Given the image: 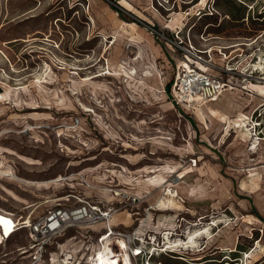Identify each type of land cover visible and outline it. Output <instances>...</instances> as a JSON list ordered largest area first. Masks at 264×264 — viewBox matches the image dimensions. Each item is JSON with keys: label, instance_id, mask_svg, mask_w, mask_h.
Here are the masks:
<instances>
[{"label": "rangeland", "instance_id": "obj_1", "mask_svg": "<svg viewBox=\"0 0 264 264\" xmlns=\"http://www.w3.org/2000/svg\"><path fill=\"white\" fill-rule=\"evenodd\" d=\"M185 50L229 87L189 109L197 116L164 90ZM263 78L264 0H0L3 230L4 215L32 219L97 194L102 206L115 189L102 264L116 233L143 249L132 264H264ZM162 194L169 207L157 210ZM107 223L56 231L43 264L65 253L85 264ZM201 229L210 238L189 250H161L166 233ZM26 245L25 229L13 232L0 264H27Z\"/></svg>", "mask_w": 264, "mask_h": 264}, {"label": "built area", "instance_id": "obj_2", "mask_svg": "<svg viewBox=\"0 0 264 264\" xmlns=\"http://www.w3.org/2000/svg\"><path fill=\"white\" fill-rule=\"evenodd\" d=\"M175 37L177 38V36ZM162 38L168 43L179 47L176 41L177 44H174L172 38L164 36H162ZM205 60L206 59L202 55H196L190 50H185L182 54V59L175 64V72L168 92L169 101L171 103L178 104L182 107L184 105L189 106L193 103L210 99L222 88V84L224 83L217 75L198 67L200 64L203 65L202 63H205ZM77 122L78 121L74 119V124H77ZM190 163L194 165L195 161L191 159ZM111 193L114 197H118V199H116L114 203L111 201L102 206L101 198L79 199L77 201L78 203L65 207L59 206L50 208L44 214L32 219L20 214L14 219H11V217L2 214L9 220V224L7 230L4 231L0 223V243L13 232L24 228L27 236V245L19 249L18 252L26 253V258H28L27 264H43L46 263L47 260L50 261L49 256L45 257V254L47 251L46 249L52 245L50 243L51 235L65 226L73 225L74 223L93 224L103 220L108 222L105 226L106 231L103 235L112 234L109 219L114 212L119 210L121 206L120 197H123V193L115 189H111ZM116 235L121 239H125V235L121 233H116ZM92 237L94 236L89 235L90 240ZM101 237L100 233L94 241L100 249ZM57 246L58 245L55 244L54 248H57ZM22 249L25 251L21 252L20 250ZM127 250L130 258H135L143 253V249L139 246H128V243ZM161 250H164V246H162ZM151 253L152 252L147 251V257H150ZM95 255L96 254H94V257Z\"/></svg>", "mask_w": 264, "mask_h": 264}, {"label": "bare ground", "instance_id": "obj_3", "mask_svg": "<svg viewBox=\"0 0 264 264\" xmlns=\"http://www.w3.org/2000/svg\"><path fill=\"white\" fill-rule=\"evenodd\" d=\"M183 65V64H182ZM184 66V65H183ZM129 70H132V69H129ZM134 71V70H133ZM134 73L136 74V71H134ZM126 77H131V73H129L128 71H125V74H124ZM152 76V74H151V72H147L146 74H145V76ZM263 80H264V78H263ZM142 83V82H141ZM145 83V82H144ZM224 85L225 84H222V88H220V90L218 91V93L216 94V95H214L213 97H211L210 99H207V100H205V101H200V102H197V103H193L192 105H189V106H183V108H185V110H187V111H189V109L190 110H193L194 108H196V107H199V109L200 108H202V107H200V106H203V104L204 103H206V102H216L217 101V97L221 94V91H228V85H227V88L225 89V90H222L223 88H224ZM260 90H263V89H260ZM264 100V99H263ZM215 104V103H214ZM207 105H209V104H207ZM206 105V106H207ZM218 105V104H217ZM210 106V105H209ZM209 106H207V107H209ZM220 106H222V105H220ZM226 106H227V104H226ZM206 107V108H207ZM205 108V107H204ZM203 108V110H205ZM214 108V107H213ZM223 108L224 109H228V108H226V107H224L223 106ZM208 109V108H207ZM202 110V111H203ZM209 110V109H208ZM214 110V109H213ZM222 111V110H221ZM190 112V111H189ZM205 111H203V113H204ZM214 112V111H213ZM194 114H196L195 116H197L198 114H200V113H198V111L195 113V112H193ZM202 113V114H203ZM201 115H199L198 116V119H199V117H200ZM212 115L210 114V112L208 113H205V115H203V117L201 116V118H200V120L201 119H203V118H205V121H206V119L207 118H210ZM202 121V120H201ZM242 135V134H241ZM243 136H244V134H243ZM240 139V138H239ZM251 143V151H255L256 150V146L258 145V140L257 139H254V140H252L251 139V141H250ZM250 146V145H249ZM21 181V180H20ZM22 182V181H21ZM169 185H173V184H169ZM167 188H164V190H166ZM165 196H162L157 202H156V204H155V206H156V209L157 210H162V209H164L165 207H169V201L166 199V198H164ZM5 214V213H4ZM11 215V214H10ZM114 215V213L111 215V216H113ZM110 216V217H111ZM97 223V222H96ZM101 223V222H100ZM104 223V222H103ZM8 224H9V221H7V226L5 227V229L7 230V228H8ZM94 225V224H93ZM97 225V224H96ZM91 226V225H90ZM194 231V230H193ZM168 233H166V235H164V237H163V242H164V250H166V249H173V247L174 246H179V248H186V249H188L189 250V248L190 247H193V244H194V242H195V239L196 238H210L209 237V235H208V232L205 230V229H201V230H196V231H194V232H192V233H188L187 234V236L185 237V238H183L182 240H180V239H175V240H170L169 238H168V235H167ZM110 234H108V235H106L104 238H101V241H103L102 242V246H101V249L100 250H98V251H96L94 254H96L95 255V257H94V255L92 256H90L89 257V260H88V262H86L85 264H102V252H103V246L104 245H106V241H109V239H110V236H109ZM135 235V234H134ZM137 239V238H136ZM113 242H114V249H112L111 248V254H109L108 256H105L104 255V263L105 264H132V261H131V258L129 257V255H128V250H127V240L126 239H121V238H116V239H114L113 240ZM150 242V241H149ZM196 243V242H195ZM196 248V247H195ZM20 251H25V250H20ZM151 255H153V253H151ZM71 258V254H67V253H65L62 257H61V261H60V264H66V263H68V260L67 259H70Z\"/></svg>", "mask_w": 264, "mask_h": 264}, {"label": "trees", "instance_id": "obj_4", "mask_svg": "<svg viewBox=\"0 0 264 264\" xmlns=\"http://www.w3.org/2000/svg\"><path fill=\"white\" fill-rule=\"evenodd\" d=\"M112 8L116 11V12H119V9H118V7L117 6H112ZM200 12H198V14H199ZM205 16H210L211 14H207V13H205L204 14ZM164 90H165V92H169V83H167V84H165V86H164ZM168 253H172V252H170V251H167ZM163 264H169V263H165V262H162ZM186 264H190V263H186Z\"/></svg>", "mask_w": 264, "mask_h": 264}, {"label": "crops", "instance_id": "obj_5", "mask_svg": "<svg viewBox=\"0 0 264 264\" xmlns=\"http://www.w3.org/2000/svg\"><path fill=\"white\" fill-rule=\"evenodd\" d=\"M211 73V72H210ZM218 99V98H217ZM171 103V102H170ZM210 103H212V102H210ZM190 113H192V112H190ZM193 114V113H192ZM194 115V114H193ZM157 181V180H156ZM162 196H164V194H162L159 198H158V200L162 197ZM97 198H101V195H99V194H97ZM157 202V201H156ZM110 219H111V217H110ZM101 222V221H100ZM100 222H97V223H94V225L93 226H98V229L97 230H99V229H101V223ZM97 224V225H96ZM111 225H115V224H113V223H110ZM110 225V226H111ZM138 233V231L136 232V234ZM98 250H100V248L99 249H97V250H95V251H98ZM66 252V251H65ZM60 260V259H59Z\"/></svg>", "mask_w": 264, "mask_h": 264}]
</instances>
